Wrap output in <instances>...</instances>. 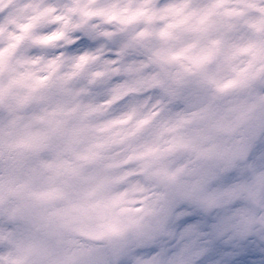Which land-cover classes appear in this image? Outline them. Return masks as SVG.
I'll use <instances>...</instances> for the list:
<instances>
[{
    "label": "clouds",
    "instance_id": "clouds-1",
    "mask_svg": "<svg viewBox=\"0 0 264 264\" xmlns=\"http://www.w3.org/2000/svg\"><path fill=\"white\" fill-rule=\"evenodd\" d=\"M0 264H264V0H0Z\"/></svg>",
    "mask_w": 264,
    "mask_h": 264
}]
</instances>
